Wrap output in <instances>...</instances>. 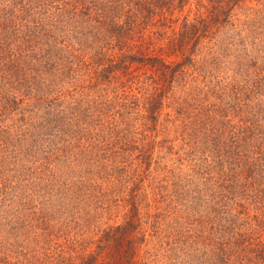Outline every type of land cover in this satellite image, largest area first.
<instances>
[{
    "label": "trees",
    "instance_id": "16d2710c",
    "mask_svg": "<svg viewBox=\"0 0 264 264\" xmlns=\"http://www.w3.org/2000/svg\"><path fill=\"white\" fill-rule=\"evenodd\" d=\"M251 3L264 16V0H0V264H154L150 244L166 264H264ZM172 95L192 115L164 113ZM103 190L123 216L87 243L75 211Z\"/></svg>",
    "mask_w": 264,
    "mask_h": 264
},
{
    "label": "rangeland",
    "instance_id": "374dc122",
    "mask_svg": "<svg viewBox=\"0 0 264 264\" xmlns=\"http://www.w3.org/2000/svg\"><path fill=\"white\" fill-rule=\"evenodd\" d=\"M250 6L248 7H244L242 10L238 11V17L242 18L243 15H248V18L251 17V19L254 18V16L259 20V19H263L264 16L262 14V11H259L258 13L252 11V9H258L260 10L262 8V5L260 4H254L251 3L249 4ZM228 33L233 35V32L231 30H227ZM232 32V33H231ZM167 35V34H166ZM226 58H222L221 62L219 64L216 65V68L213 69L214 74H213V79L212 82L215 81V79H220L223 77L222 72H226L225 69L226 67H228V64H231L232 62H225ZM211 60H208V64H211ZM233 65V64H232ZM223 66H224V70H223ZM204 77H203V73H201L200 76L197 77V79L194 82V85L196 87L199 86H203L205 83L202 82L204 81ZM207 80H211V77H207ZM206 80V81H207ZM225 79L223 78V81ZM205 81V82H206ZM228 81V79H227ZM211 82V83H212ZM183 89L182 85L178 86V87H173V89L175 91H177V95L178 96V90L179 89ZM195 97H199V95H196ZM177 97H174L172 95V98L169 99V103H170V107H166V109H164V113L168 112L170 110V115H178V111L177 110H181L182 111V115H192V113L188 110V106L187 104L189 102H187L184 107H182L180 105L179 100L176 99ZM179 98V97H178ZM141 104V101L139 102ZM97 199H95V204H93L92 206V214L90 215V211L88 208V204L81 210L75 211V216L76 218H80V221H84L85 223V229H87L85 236L87 237V243H89V240L91 239L89 236L92 235V231L94 232L98 229V228H102L105 227L106 225H110L113 224L115 222H118L121 220L122 218V213H123V208L121 205V201L118 200V193L116 190H103L100 192L96 193ZM170 212V211H169ZM89 227V228H88ZM149 233L152 230H147ZM89 237V238H88ZM68 243V242H67ZM148 252L146 253V258L151 259L154 261V264H166L168 263V259H166V255L167 252L163 253V254H157L160 253L161 250L158 247V245L153 246L152 244L149 245L148 247Z\"/></svg>",
    "mask_w": 264,
    "mask_h": 264
}]
</instances>
